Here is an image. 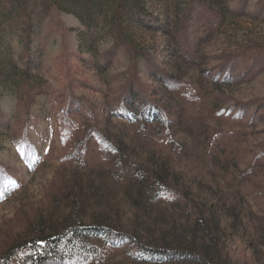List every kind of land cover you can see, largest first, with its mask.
<instances>
[{
  "label": "rangeland",
  "instance_id": "rangeland-1",
  "mask_svg": "<svg viewBox=\"0 0 264 264\" xmlns=\"http://www.w3.org/2000/svg\"><path fill=\"white\" fill-rule=\"evenodd\" d=\"M138 2L121 17L133 55L115 46L117 0L8 5L35 34L0 41V255L41 222L90 226L101 205L119 227H152L167 203L137 197L147 181L134 171L160 170L173 189L217 208V264H264V0ZM129 82L163 122L119 112ZM95 242L102 264H144Z\"/></svg>",
  "mask_w": 264,
  "mask_h": 264
},
{
  "label": "trees",
  "instance_id": "trees-1",
  "mask_svg": "<svg viewBox=\"0 0 264 264\" xmlns=\"http://www.w3.org/2000/svg\"><path fill=\"white\" fill-rule=\"evenodd\" d=\"M47 1L50 3L49 6L56 4V0ZM129 1L136 3L137 8L142 7L138 0H117L113 26L118 33L115 46H126V52L133 55L134 49L128 44L121 28L122 12ZM9 4H13V0H4L3 14L0 18V41L12 37L16 30H22L28 37L35 34L28 14L19 17L17 10L9 8ZM84 11L87 12L88 21L92 23L94 19L92 5L87 4ZM29 48L30 41L27 42L23 54L26 55ZM139 89V83H128L123 96L124 106L118 107L119 112L132 119L135 111H138L139 119L163 122L166 115L163 109L156 104L147 107L151 99L145 94L143 101L141 94L139 97ZM32 93L27 84L26 94L31 96ZM90 133H86L88 137L91 135V138H99L97 133ZM119 147L118 144L113 148L118 155L117 160L122 155ZM152 173L134 171L136 180L147 181V184L138 190L137 197L154 196V199L160 198L167 203L168 208L163 214V219L155 222L152 227L150 224L146 227L133 224L126 229L119 227L118 221L111 218V212L106 205H101L93 214L95 217L93 223L87 227L66 230L63 223L55 224L51 220L41 222L32 230V237L12 242L0 255V264L11 263L20 253H23V264H102L105 262V249L95 240L104 241L110 248H125L135 261L144 264H217L222 258L221 219L215 211L217 208L213 209L212 205L201 206L191 199L187 191L173 189L167 183L169 179L167 173L160 170ZM150 178L153 180L149 183ZM137 197L132 199L135 200ZM223 205H226L225 201ZM183 215H186V219ZM226 261V257H223L222 263L226 264Z\"/></svg>",
  "mask_w": 264,
  "mask_h": 264
}]
</instances>
